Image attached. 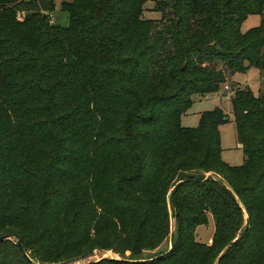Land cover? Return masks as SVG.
<instances>
[{
	"label": "trees",
	"instance_id": "1",
	"mask_svg": "<svg viewBox=\"0 0 264 264\" xmlns=\"http://www.w3.org/2000/svg\"><path fill=\"white\" fill-rule=\"evenodd\" d=\"M52 9L0 0V264H264V94L230 99L239 166L221 109L181 125L193 96L264 71V0H71L67 27Z\"/></svg>",
	"mask_w": 264,
	"mask_h": 264
},
{
	"label": "rangeland",
	"instance_id": "2",
	"mask_svg": "<svg viewBox=\"0 0 264 264\" xmlns=\"http://www.w3.org/2000/svg\"><path fill=\"white\" fill-rule=\"evenodd\" d=\"M71 0H52L53 9L49 12L51 22L61 27H67L69 24L68 15L61 10L63 2ZM154 4L147 2L144 5V17L146 19L159 20L160 14L153 11ZM43 13H47L44 12ZM21 15H18L20 17ZM262 17L250 16L242 24L241 31L258 26ZM228 86V90H225ZM238 89H250L255 96L264 94V71L251 68L244 73H235L229 77L228 81L220 87L219 92L207 95L202 98L198 95L192 97L193 104L187 113L181 117V125L185 128H195L198 126L200 115L204 112L212 111L219 108L227 116L228 122L219 126V134L221 140V159L229 166H239L244 161V155L237 141L236 130L233 122L231 97L233 92ZM209 175V174H207ZM246 218V216H245ZM172 233L174 230V221L171 219ZM214 233V222L211 216L208 217V225L197 227L195 231L196 240L200 243L207 244L209 238L212 239ZM211 242V241H210ZM209 242V243H210ZM208 243V244H209ZM169 239L165 241L159 248V252H164L169 248ZM129 253L126 254L128 256ZM147 255V254H145ZM102 259H119L118 255L112 252L94 251L93 254L86 258L76 259L64 264H94Z\"/></svg>",
	"mask_w": 264,
	"mask_h": 264
},
{
	"label": "water",
	"instance_id": "3",
	"mask_svg": "<svg viewBox=\"0 0 264 264\" xmlns=\"http://www.w3.org/2000/svg\"><path fill=\"white\" fill-rule=\"evenodd\" d=\"M238 205L243 209V206H242V204L238 201ZM8 238H0V241L1 240H7ZM20 247V249L23 251V248L21 247V246H19Z\"/></svg>",
	"mask_w": 264,
	"mask_h": 264
},
{
	"label": "crops",
	"instance_id": "4",
	"mask_svg": "<svg viewBox=\"0 0 264 264\" xmlns=\"http://www.w3.org/2000/svg\"><path fill=\"white\" fill-rule=\"evenodd\" d=\"M211 241V238L208 239V241L206 242L207 244Z\"/></svg>",
	"mask_w": 264,
	"mask_h": 264
},
{
	"label": "built area",
	"instance_id": "5",
	"mask_svg": "<svg viewBox=\"0 0 264 264\" xmlns=\"http://www.w3.org/2000/svg\"><path fill=\"white\" fill-rule=\"evenodd\" d=\"M224 88H225V90H228V86H225Z\"/></svg>",
	"mask_w": 264,
	"mask_h": 264
}]
</instances>
